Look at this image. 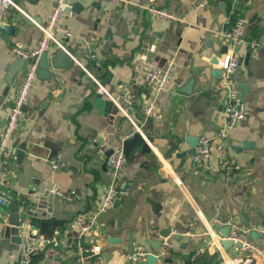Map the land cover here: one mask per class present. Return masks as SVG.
<instances>
[{
    "label": "crops",
    "instance_id": "1",
    "mask_svg": "<svg viewBox=\"0 0 264 264\" xmlns=\"http://www.w3.org/2000/svg\"><path fill=\"white\" fill-rule=\"evenodd\" d=\"M12 1L19 9L0 11V22L14 28L9 33L0 27V130L25 70L12 47H37L42 37L37 24H46L56 0ZM149 6L172 12L178 20L156 19L146 11ZM240 17L248 21V36L261 46L235 50L241 66L233 82L246 115L225 132L226 152L238 164L226 174L217 157L226 92L215 93L213 86L222 74L219 62L230 52L223 33ZM61 23L73 34L59 37L74 59L56 46L48 50L50 59L59 58V66L51 68L49 79L38 78L32 89L12 141L16 153L6 158L10 196L1 206L8 210L19 200L38 222L53 220L56 230L48 225L39 234L28 221L18 228L8 215L0 216V264H77L83 243L77 215L96 219L98 227L92 237L102 253L88 264H130L131 249L139 245L159 255L161 250L149 244L157 241L173 246L169 257L178 264L188 261L185 253L193 259L216 255L210 264H259L257 259L246 262L248 250L234 245L225 249L222 229L231 226V233L264 250V0H215L204 8H197L195 0H71ZM172 59L170 83L157 92L147 72ZM100 86L120 102L134 95V104L124 105L130 118ZM152 101L157 112L147 118L143 109ZM138 130L150 150L135 145L114 181L105 153ZM202 137L212 140L211 156L198 166L195 156L181 154L191 151L189 140ZM247 143L252 146L245 147ZM194 145L197 150L198 143ZM55 159L67 168L54 170ZM115 184L128 185L130 191L118 199L120 205L101 214L103 199ZM57 190L72 193L73 199L61 198ZM167 229L184 239L163 238ZM254 231L257 240L251 236ZM185 241L188 246L182 250ZM158 258L156 264H165L164 257Z\"/></svg>",
    "mask_w": 264,
    "mask_h": 264
},
{
    "label": "built area",
    "instance_id": "2",
    "mask_svg": "<svg viewBox=\"0 0 264 264\" xmlns=\"http://www.w3.org/2000/svg\"><path fill=\"white\" fill-rule=\"evenodd\" d=\"M70 1L71 0H56L55 6L52 9V12L50 13L46 24H37L42 33V37L39 40L36 48L28 50L22 47L19 43L14 44V46L12 47L13 53L19 58L25 60V70L21 84L19 85L15 98L12 102L6 124L0 130V207L8 203V199L10 196L7 189L8 172L6 170V158L8 155H14L16 153V146L12 143V141L21 122L24 120L25 108L30 99L32 89L39 78L37 74L39 57L44 51H48L53 46L60 48L64 52H68V47L65 45L64 41L60 39L59 36L62 35L63 37L68 39L73 37L72 32L61 23L62 16L65 10L68 8ZM106 1L119 3L122 0ZM213 1L215 0H195V5L197 8H204L210 5V3H212ZM10 6L19 9V7L12 0H2L0 11L1 9ZM146 11L149 15L159 20H178L177 16L172 12L155 6L147 7ZM25 15L27 16V14ZM28 18L32 20L30 17ZM32 21L34 22V20ZM247 23L248 21L245 18L240 17L236 20L235 24L229 30L223 33V39L229 45L230 52L223 54L222 59L219 62L222 74L213 86V90L215 93H219L221 91L226 92V102L224 105L223 113L224 132L220 134L217 143V157L219 160L220 169L226 174L234 172L238 168V164L234 160L229 158L226 152L225 132L233 129L239 122L244 119L246 115V108L242 99L241 92L233 82V77L238 73L241 66V60L237 56L235 50L245 45L251 46L253 48H260L261 46L258 42L255 41L254 38L248 36L246 32ZM173 69L174 60L172 59L163 67L153 66L148 70L147 79L149 83L154 86L157 92L163 91L170 83L173 75ZM100 92L108 95L113 103L118 107V109L126 117L130 118L129 113L127 112V109L124 105L131 107L135 102L134 95L127 94L122 99L123 102H120L112 94L108 93L102 86H100ZM143 111L147 118L153 117L157 112L156 102L152 101L145 105ZM132 123L134 124V126H136L134 122ZM138 131L141 133L140 130ZM125 141L126 140L123 138L120 146L113 150V153L110 155V157L106 158V163L110 175L114 181L119 180L127 163V157L124 150ZM211 145V139L205 137L199 139L197 154L194 157L196 165H203L210 158ZM51 165L54 170L59 168H67V165L64 162H60L56 159L51 161ZM129 191L130 187L128 185L119 186L118 184H115L111 186L109 193L103 199V206L100 213L105 214L110 209V207L113 206L116 200L128 195ZM56 194L68 201H71L73 199V194L70 192L57 190ZM75 221L79 229V238L81 241H83V243L80 244L79 247L77 264H88V259L90 257L102 253V247L97 244V242L93 243V239L95 238L92 237V235L98 233L96 219L87 221L83 215H77ZM89 239L91 241H89ZM230 239L235 243L242 242V246L240 248L251 252V256L248 257L246 262L254 261V259H257L259 261V264H264V250L258 245L242 240L234 233H231ZM87 242H91V245ZM172 252L173 246L170 243L164 242L158 256L167 258L169 257V255H172ZM148 254H150V252H148L144 247L140 245L136 246L134 248V253L129 256L128 262L130 264H138L140 261L145 260ZM199 255L200 252L195 254L194 257H197Z\"/></svg>",
    "mask_w": 264,
    "mask_h": 264
},
{
    "label": "water",
    "instance_id": "3",
    "mask_svg": "<svg viewBox=\"0 0 264 264\" xmlns=\"http://www.w3.org/2000/svg\"><path fill=\"white\" fill-rule=\"evenodd\" d=\"M31 18V17H30ZM29 18H27L26 16H23V20L25 22H28ZM32 20H34L33 18H31ZM0 27L4 28L7 32L9 33H12L14 31V28L12 26H7L5 25L3 22H0ZM227 48H223V51H226ZM63 55H67L70 57V59H74L73 57V52L71 51L70 48H68V52H64ZM22 63L25 65V60L21 59ZM218 59L216 56L213 57L212 59V62L213 63H217ZM59 63V58H52L50 59L49 58V52L48 51H44L40 57H39V60H38V69H37V74H38V77L40 79H49L51 76H50V70L51 68H57V66ZM221 71V70H220ZM10 75L11 73L9 74L8 76V81L10 82L9 78H10ZM147 140L149 142L152 141V139L149 137L147 138ZM189 143L191 145V151L190 152H187L184 154V152L181 154L182 156H186V155H190V156H196L197 154V150H196V146L194 145L195 143H198V140H189ZM135 145H140L142 146L143 150L144 151H149V147H148V144L146 142V140L143 138L142 134L137 132L134 134V136L131 138V139H128L124 142V150H125V154L126 156L128 157L130 151L134 148ZM249 146H252V144H245V147H249ZM23 152L21 151V154ZM113 153V149L111 150H108L106 153H105V157L108 158L110 157V155ZM105 167H107V163L105 164ZM120 200H116L115 201V206H118L120 205ZM152 204V206L154 208H160V205L158 203H155V202H150ZM156 212V211H155ZM9 217V222L11 225L15 226V227H22V225H24L27 221L29 222L28 224L31 226V227H35L38 229L39 231V234H42L43 231H45L48 227V225H52L51 227L56 230V228L53 226L52 222L53 220H47L46 222L45 221H41V222H38L37 220L34 219L35 217V214L31 213L29 210H28V207L26 205H23L21 204V202L19 200H15L13 201L12 203V206L10 209L6 210L5 208H0V216L4 217V216H7ZM222 234H223V246L225 247V249L227 248H231L233 245L234 246H239L241 247L242 246V242H233L231 239H230V235H231V226H227V227H224L222 229ZM259 234L257 232H252L251 236L254 238V239H258V236ZM161 236L163 238H167V237H170L172 236L176 241L180 242L184 239V235L183 234H178V233H173L171 229H167L165 231H163L161 233ZM113 241H116V240H113L111 239L110 242L112 243ZM149 244H151L154 249L156 251H159L161 250V247H162V242H150ZM187 246H188V242H183L181 244V249L182 250H186L187 249ZM134 253V247H132L131 249V255ZM105 258L106 260H108L110 258L109 255H105ZM183 258L186 259V260H189L190 259V254L189 253H185L183 255ZM159 258H158V255L154 254V253H150L147 255L146 259L143 260V261H140L138 264H156L158 262ZM164 263L165 264H178L176 262H173L172 258L171 257H167L164 259Z\"/></svg>",
    "mask_w": 264,
    "mask_h": 264
},
{
    "label": "trees",
    "instance_id": "4",
    "mask_svg": "<svg viewBox=\"0 0 264 264\" xmlns=\"http://www.w3.org/2000/svg\"><path fill=\"white\" fill-rule=\"evenodd\" d=\"M192 257H193V254L190 257V259L186 262V264H210L209 260H212L213 258H216V255L213 256V258H210V257L206 258L207 255H201L198 258H194V259Z\"/></svg>",
    "mask_w": 264,
    "mask_h": 264
}]
</instances>
